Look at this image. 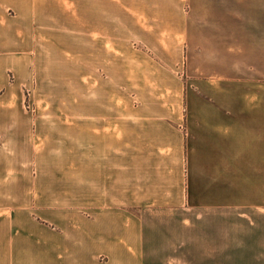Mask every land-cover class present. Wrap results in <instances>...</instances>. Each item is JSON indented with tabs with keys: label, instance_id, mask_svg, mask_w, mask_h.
Segmentation results:
<instances>
[{
	"label": "rangeland",
	"instance_id": "374dc122",
	"mask_svg": "<svg viewBox=\"0 0 264 264\" xmlns=\"http://www.w3.org/2000/svg\"><path fill=\"white\" fill-rule=\"evenodd\" d=\"M119 13L122 34H0V106L11 109L10 172L26 186L10 196V244L7 250L0 243V264H51L48 250L18 251V236L37 234L48 245L51 236L65 233L52 222L56 212L81 224L82 157L92 166L113 132L128 155L131 120L144 113L160 119L165 109L186 106L184 95L219 79L264 99V0L123 3ZM166 18L173 27L181 20V34L150 32L167 30L152 28ZM5 44L10 48L2 49ZM148 229L138 264H256L240 256L211 260L210 244L198 235L190 237L196 242L182 236L177 244L160 224Z\"/></svg>",
	"mask_w": 264,
	"mask_h": 264
},
{
	"label": "crops",
	"instance_id": "0c3cea01",
	"mask_svg": "<svg viewBox=\"0 0 264 264\" xmlns=\"http://www.w3.org/2000/svg\"><path fill=\"white\" fill-rule=\"evenodd\" d=\"M175 1L0 0V34H122L121 4ZM156 24L152 28L167 30L151 33L181 34V20L177 27L169 18ZM228 84L219 79L206 91L189 92L186 106L165 109L155 121L140 113L146 116L130 122L128 155L121 154L117 132L92 166L83 155L81 224L52 213L65 233L51 236L48 245L37 234L18 236V251L48 250L51 264H138L148 228L160 224L177 244L182 236L196 242L190 239L196 235L208 242L211 260L240 256L264 264V99ZM153 124L160 130H151ZM10 125L11 109L1 105L0 243L7 250L10 196L26 190L23 180L11 177Z\"/></svg>",
	"mask_w": 264,
	"mask_h": 264
}]
</instances>
